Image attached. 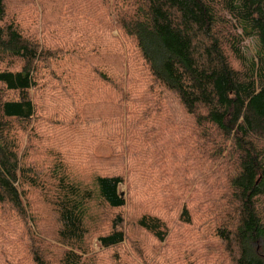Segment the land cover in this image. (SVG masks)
<instances>
[{
  "label": "trees",
  "instance_id": "1",
  "mask_svg": "<svg viewBox=\"0 0 264 264\" xmlns=\"http://www.w3.org/2000/svg\"><path fill=\"white\" fill-rule=\"evenodd\" d=\"M31 4L0 0V247L20 234L16 264H264V0ZM164 102L194 127L165 149L217 166L202 188L193 166L148 172Z\"/></svg>",
  "mask_w": 264,
  "mask_h": 264
},
{
  "label": "rangeland",
  "instance_id": "2",
  "mask_svg": "<svg viewBox=\"0 0 264 264\" xmlns=\"http://www.w3.org/2000/svg\"><path fill=\"white\" fill-rule=\"evenodd\" d=\"M46 2V4H49V9H48V14L49 15H54V6L56 4V0H44ZM59 1V0H57ZM7 5H8V13L9 15H14L16 13H18V11H22L25 15V17H27L29 15V9L32 7L31 4V0H7ZM114 33H117L116 31ZM246 46L248 49V53L250 55L255 53L256 50V42L254 39H247L246 40ZM125 56V55H124ZM129 63V60H128ZM132 73V72H131ZM89 91V90H88ZM64 97H66V94H62ZM146 100H148V98L145 95ZM47 99L50 100L51 104H52V108H55L57 106V99L56 97H52L49 96L47 97ZM149 101V100H148ZM163 106H165L164 110L168 107V112L166 113H160L161 116H163V121L165 123V127H160L161 130H157L152 132L150 135L153 136V138H151L150 141H148V146L151 149V151H155L156 152V160H152L149 161L148 165V172L153 171L155 177L158 179H161L162 177H168V176H181L182 178H186L187 179V171L191 166H195L197 163H202L204 164V166L202 167V169L200 171H198L197 173L193 172V167H192V178L190 180L191 183L196 184L198 183V188H202L203 185H205V181H203L212 171L217 169V166L210 162L207 158V152L205 153V163L200 161V157L202 156L201 152H196L193 153L192 156L195 158L192 159V157L186 158L185 156L181 153L180 155V149L176 150V151H171L168 149H165V147L167 145H170V141H169V136H171V138H178L179 135H181L182 133H186L188 131H192L194 132V127L192 125V122H190L188 119L187 121L184 123V121H180L181 117H178V114H176L173 110L170 109V106L167 105L165 102L163 103ZM177 107V106H173ZM151 109V113H153V111L155 110V108H153L152 106H150ZM169 118L171 120L167 119L165 121V119ZM184 123V125H183ZM164 126V125H163ZM54 130L56 132L57 128L55 129V127L52 126H47L45 128L44 134H43V138H46L47 136H51L52 133L54 132ZM170 133V134H169ZM53 138V137H51ZM50 138V139H51ZM158 142V143H157ZM169 143V144H168ZM75 146L76 144L74 143V145H72L71 147L75 150ZM157 146H160L161 150H162V155H160L158 153V149ZM98 154L101 155H108L110 153V151L105 148V147H98L96 149ZM179 152V153H177ZM177 153V154H176ZM176 154V155H174ZM171 155H174L171 156ZM158 156H160L159 158H161V160H159ZM45 158L44 155L41 154L39 155L38 161H43ZM177 158L181 159V163L177 162ZM127 167V166H126ZM125 167V168H126ZM154 178V177H152ZM188 180V179H187ZM194 187V185H193ZM122 191L126 192V187L123 186ZM150 196V194H148L146 196V198H148ZM205 198V196H204ZM17 238V239H15ZM22 238H20V234H17L14 238L10 239V249L7 250L5 249L6 246L9 245V242H7L6 245H4L3 247H0V264H16L17 262H23L25 257H26V253L28 251V246H23V242H21ZM104 261H108L106 260L104 257H102Z\"/></svg>",
  "mask_w": 264,
  "mask_h": 264
}]
</instances>
